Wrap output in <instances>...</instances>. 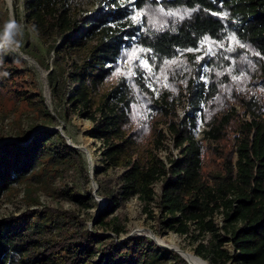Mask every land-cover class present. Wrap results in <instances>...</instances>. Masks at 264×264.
Returning a JSON list of instances; mask_svg holds the SVG:
<instances>
[{
	"label": "trees",
	"instance_id": "1",
	"mask_svg": "<svg viewBox=\"0 0 264 264\" xmlns=\"http://www.w3.org/2000/svg\"><path fill=\"white\" fill-rule=\"evenodd\" d=\"M23 3L26 25L53 48L58 69L48 73V81L56 103L66 105L63 112L55 109L50 113L43 97L23 84L26 69L18 64L17 53L3 47L1 37L0 87L42 112L47 123L65 121L76 108L92 121L86 134L101 140L106 167L119 169L114 176L97 177L99 194L109 201L98 211L95 224L110 228L116 235L124 232V226L115 222L118 216L114 212L127 199L137 196L145 205L156 202L165 214L161 222L167 228L179 234L194 229L198 234L209 232V241H200L195 253L211 264H264V118L247 122L233 111L219 113L224 106L221 111L210 110L209 103L218 94L215 76L227 63L224 57L217 52L215 59H210L211 80L207 88L204 81L191 80L197 71L189 73L186 65L175 74L182 75L178 81L187 83L186 87L193 91L192 112L200 109L202 102L208 106L202 119L209 126L207 137L217 145L207 164L191 132L196 125L195 113H189L183 129H175L179 156L171 158L169 164L164 162L155 153L162 143L153 119L159 114L164 118L167 115L169 93L157 102L140 78L128 84L124 77H117V60L124 56V49L143 46L161 65L179 58L187 49L197 48L203 37L223 42L228 36L255 49L254 74L264 77V0L132 1L137 10L161 6L167 11L185 12L154 26L137 25L129 3L119 0ZM56 38L61 39L58 44ZM68 55L79 62L72 61L65 77V66L58 60ZM158 80L155 85L160 87ZM71 81L77 83L73 93ZM135 92L141 98L140 110L134 106ZM247 107L254 116L260 114L257 102H249ZM36 127L31 122L17 136L27 139ZM228 131L236 133L231 146L226 143ZM2 136L0 132V139ZM82 161L81 153L57 129H38L26 144L5 141L0 145V198L16 183L33 178L39 169L40 173L53 176L66 168H76ZM159 180L157 194L154 184ZM69 195L79 202L86 197L77 191ZM94 204V200L87 203L88 207ZM64 212L38 209L18 217L0 218V264H135L139 259L151 264L156 257L167 258L171 264H187L177 251L161 247L147 236L105 240L97 230L77 219L73 211ZM215 212L222 213L221 226L213 220ZM52 226L58 229L59 238H45ZM227 242L233 249L225 246Z\"/></svg>",
	"mask_w": 264,
	"mask_h": 264
},
{
	"label": "rangeland",
	"instance_id": "2",
	"mask_svg": "<svg viewBox=\"0 0 264 264\" xmlns=\"http://www.w3.org/2000/svg\"><path fill=\"white\" fill-rule=\"evenodd\" d=\"M132 1L134 0H119L122 4L129 3L133 12L132 16L137 25L140 26L146 23L151 26L161 25L170 17L185 13L183 11H167L161 6H146L143 10H137L135 5L131 3ZM25 14L26 8L23 0H0V37L3 47L17 53L18 64L25 67L27 74L23 84L43 97L50 113L53 114L55 109L63 112L66 103H56L52 97L48 81V73L58 66L54 60L53 48L50 44L42 41L26 25ZM60 40L56 38L55 44H58ZM217 52L224 57L227 63L224 64L222 61L224 67L215 76L218 83V94L209 103L210 110L221 111L224 106V111L219 113L233 111L242 121L247 122L254 118H264V77L254 74V70L257 68V53L246 42L232 36H228L223 42H213L203 37L197 48L187 49L180 53L179 58L166 61L161 65L154 62L153 56L147 48L139 45L134 49H124V56L117 60V77H124L126 83L132 84L133 79L140 78L157 102H162L163 95L169 93L167 115L164 118L159 114L153 119L155 121L153 123L156 125V134H160L162 143L155 149V153L164 162L168 163L171 158L179 156L180 148L176 146L175 129H183L189 113L196 115V125L191 127V132L201 148L203 162L207 164L211 159L212 151L217 144L208 138L205 132L209 126L203 121L202 112L208 110V106L202 102L200 109L192 112L190 102L193 99V91L186 87L187 83L178 81L182 75L177 77L175 74L182 72L183 66L186 65L189 68V73L194 74L197 71L191 80L195 83L204 81V87L207 88L211 80L209 61L212 57L215 59ZM58 61L62 66H65V77L70 71L69 65H72V61L79 62L75 57L71 59L69 55L63 59L60 58ZM157 78L160 81V87L155 85ZM167 80L170 81L166 82ZM76 85L77 83L71 81L70 93H73ZM133 99L134 106L140 110L141 98L137 92L134 93ZM252 101L258 103L260 112L258 116H254L249 109L247 110V104ZM148 111H152V109L148 108ZM46 120L47 117L42 115V112H37L31 106H26L24 102L18 101L10 94L8 95L0 87V132L3 135L0 139V145L5 141H17L26 144L33 133L24 140H21L17 133L27 129L31 122H35L37 127L33 131L46 128L59 130L69 142L68 144L76 148L83 158L82 163L80 162L81 164L79 163L80 165L78 164L76 168H66L61 172L53 173V176L44 172L40 173L42 170L39 169L33 178L16 183L0 198V218L10 215L18 217L23 213L28 212L30 214L38 209L46 211L60 209L66 211L64 213L73 211L77 219H82L89 229L97 230L105 240L115 238L122 241L134 235H144L153 239L161 247L177 251L181 256V249L195 253V248L200 241H209L208 237L210 238L211 234L206 231L198 234V230L194 229V224H191L194 231L192 230L188 234H179L167 228L161 222L165 214H162L156 202L145 205L137 196L127 199L114 212L118 216L115 222L124 226V232L116 235L110 228L99 223L95 224L98 211L109 201L107 197L99 194L97 177L101 175L104 177L114 176L119 172V169L106 167L101 155V140L93 137L90 140V136L86 134L91 129L92 121L80 113L77 108L70 111L69 117H66L65 121L55 119L53 123H47ZM235 135L236 133L232 131L227 132L226 143L229 146L234 143ZM151 146L153 147V144ZM235 155L234 152L233 160ZM97 169L102 172H97ZM209 182L212 183L210 178ZM160 185L161 180L154 184L157 194L160 192ZM74 191L86 195L82 202L70 197L69 193ZM93 200L95 204L88 207L87 203ZM72 220L76 221V218H72ZM213 220L221 226L223 224L222 213L215 212ZM49 230L46 232L45 238L48 236L59 238L61 236L56 234L59 231L54 226ZM194 234H198V236L194 237ZM225 246L233 249L230 242L225 243ZM141 260L139 259L135 264H149L148 261L141 262ZM151 264H171V261L167 258L156 257ZM187 264H189L188 261Z\"/></svg>",
	"mask_w": 264,
	"mask_h": 264
},
{
	"label": "bare ground",
	"instance_id": "3",
	"mask_svg": "<svg viewBox=\"0 0 264 264\" xmlns=\"http://www.w3.org/2000/svg\"><path fill=\"white\" fill-rule=\"evenodd\" d=\"M89 139L91 140L92 138L89 137ZM156 236V235H155ZM159 239V238H158ZM164 241V240H163ZM161 242V241H160ZM166 242V241H165ZM175 247H177V245L174 244ZM180 249V248H179ZM182 253V256H184V258L187 259V261L189 262V264H210L207 260L201 258L200 256L196 255L194 252L192 251H187V250H183L181 249L180 251Z\"/></svg>",
	"mask_w": 264,
	"mask_h": 264
},
{
	"label": "water",
	"instance_id": "4",
	"mask_svg": "<svg viewBox=\"0 0 264 264\" xmlns=\"http://www.w3.org/2000/svg\"><path fill=\"white\" fill-rule=\"evenodd\" d=\"M54 129H56V128H54ZM33 132H34V131H33ZM33 132H32V133H33ZM68 143H69V142H68ZM183 257H184V256H183ZM185 259H186V258H185ZM186 260H187V259H186Z\"/></svg>",
	"mask_w": 264,
	"mask_h": 264
}]
</instances>
